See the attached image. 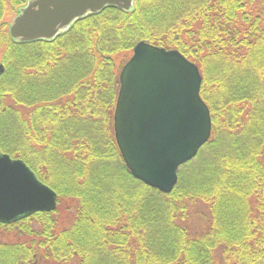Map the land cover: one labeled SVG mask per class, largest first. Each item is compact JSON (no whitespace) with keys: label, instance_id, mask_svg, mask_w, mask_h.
I'll return each instance as SVG.
<instances>
[{"label":"trees","instance_id":"1","mask_svg":"<svg viewBox=\"0 0 264 264\" xmlns=\"http://www.w3.org/2000/svg\"><path fill=\"white\" fill-rule=\"evenodd\" d=\"M25 2L0 0V151L58 205L0 223V264H264V0H134L20 43L4 16ZM139 41L197 65L211 117L169 194L131 176L113 134L119 72Z\"/></svg>","mask_w":264,"mask_h":264},{"label":"water","instance_id":"2","mask_svg":"<svg viewBox=\"0 0 264 264\" xmlns=\"http://www.w3.org/2000/svg\"><path fill=\"white\" fill-rule=\"evenodd\" d=\"M134 0H26L8 24L15 42L52 40L76 20L106 6L124 11ZM4 66L0 62V75ZM198 67L176 49L139 41L119 72L113 133L131 176L169 194L179 167L211 135L209 109L200 97ZM57 194L21 159L0 151V223L56 209Z\"/></svg>","mask_w":264,"mask_h":264},{"label":"rangeland","instance_id":"3","mask_svg":"<svg viewBox=\"0 0 264 264\" xmlns=\"http://www.w3.org/2000/svg\"><path fill=\"white\" fill-rule=\"evenodd\" d=\"M13 16H14V11H12V10H10V9H8L7 10V13L5 14V16H4V21L6 22V23H9L10 21H11V19L13 18ZM204 101V100H203ZM195 158V157H194ZM193 158V159H194ZM192 159V160H193ZM191 161V160H190ZM186 164V163H185ZM184 165V164H183ZM182 166V165H181ZM181 166L179 167V169H178V171L180 170V168H181ZM177 171V172H178ZM176 185H177V183H176ZM175 185V186H176ZM72 204V203H71ZM57 205H58V199H57ZM57 205H56V208H57ZM70 205V203H67V202H65V203H63L62 205H61V208L62 209H65L66 207H68ZM73 205V204H72ZM72 207V206H71ZM70 207V208H71ZM60 208V210L62 211V209ZM56 210V209H55ZM205 209H204V207H202V204H200V203H197L196 205H194V207L192 208V212H193V216H195L196 218H195V220H192L191 222V226H192V228L193 229H195V228H201L203 225H204V223L199 219V216H201V212L202 211H204ZM60 213V212H59ZM63 215H65V212L64 211H62L61 212ZM196 214H197V216H196ZM201 223H203L202 225H201Z\"/></svg>","mask_w":264,"mask_h":264}]
</instances>
